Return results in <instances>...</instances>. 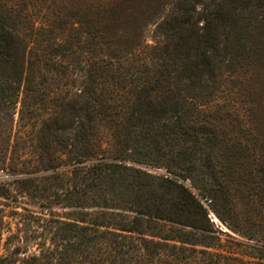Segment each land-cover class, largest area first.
<instances>
[{"label": "trees", "instance_id": "16d2710c", "mask_svg": "<svg viewBox=\"0 0 264 264\" xmlns=\"http://www.w3.org/2000/svg\"><path fill=\"white\" fill-rule=\"evenodd\" d=\"M82 1L56 26L72 0H0V264H264V150L247 141L264 129L219 124L209 97L264 43V0H175L143 59L106 35L119 3ZM202 198L253 241L226 249Z\"/></svg>", "mask_w": 264, "mask_h": 264}, {"label": "rangeland", "instance_id": "374dc122", "mask_svg": "<svg viewBox=\"0 0 264 264\" xmlns=\"http://www.w3.org/2000/svg\"><path fill=\"white\" fill-rule=\"evenodd\" d=\"M71 5L69 2L60 3L55 6V9L58 10L53 17V20L56 23V26H62L64 24L65 18L68 15H73L74 13H78L79 16H82L83 11V1L82 0H72ZM175 0H115V3H119L118 7H120L117 18L115 21L110 22L108 29L106 30V35L113 39L114 42L119 44L120 54L125 55L127 52L133 50L139 53H135V58H145L153 54L156 48L161 46L162 42L167 39L163 30L160 28V24L164 17L170 14V12H174L176 9L174 7ZM111 0H100L96 1V4L107 6L110 5ZM153 2H158L164 8H160L159 15H155L151 13V4ZM177 2V0H176ZM95 4V5H96ZM113 6V5H111ZM158 7V6H157ZM177 10H179L177 8ZM175 10V11H177ZM202 22L199 23L201 25ZM165 31V30H164ZM256 32L253 35V40L251 42H247L246 44V53L242 54L240 59V64L238 70L233 73V75L228 76V62L224 61V64L221 68L216 69L217 80L216 84H226L225 86H221L223 90L215 85L209 86L210 91H213L212 94H209L210 99L212 100V108L217 107L215 111H212L213 120L217 121L221 125L224 123H241L247 126H251V128H255L259 125V130L264 129L263 121H264V63L261 64V59L259 55H264V43L258 39V36H255ZM228 48H221L219 50L220 54L227 53ZM257 52L259 53L257 56ZM105 55V54H104ZM223 56V55H222ZM264 58V56H263ZM264 61V59H263ZM131 61H127V64ZM235 74V75H234ZM233 77L236 78V83L232 85ZM219 89V90H218ZM209 97H206L209 99ZM247 111V113H245ZM247 114V115H244ZM253 114H256L257 117L254 118L253 121L245 120L246 118H252ZM243 115V116H242ZM224 120L226 122H224ZM18 110L15 114V120L13 122V126L10 129V144L13 142L17 144V147L20 148L23 144L22 138H18L17 130H18ZM231 135H234L238 132H233L229 130ZM257 133V131H254ZM235 136V135H234ZM241 137V136H240ZM244 138L242 137V140ZM248 146L250 147L252 144L256 145L260 150H264V135L261 136H247ZM1 147V145H0ZM11 146L8 150L0 151V178L1 179H10L12 173L4 171L2 160L6 157L7 160L11 159L10 153ZM27 154L23 155L25 157ZM32 162L35 161V157H32ZM240 164V168L242 170V175L247 179L248 176L255 175L256 164L252 163L250 159H242ZM31 168L34 169L33 165ZM37 168V167H36ZM3 169V170H2ZM150 171L157 173H165L166 170L164 168H148ZM167 173V172H166ZM247 176V177H246ZM248 180V179H247ZM185 184L190 186V182L187 180ZM194 192L197 194V191L192 188ZM198 195V194H197ZM23 202L27 200V203L35 201L36 199L30 196H27V199H21ZM204 206L208 209V215L210 220L213 223L214 228L217 230V234L223 240V243L226 244V249L231 244V238L249 240L246 236L242 235L239 231L234 229L227 221L222 219L220 216L216 214V212L210 207L209 201L202 198ZM26 202V201H25ZM216 215L218 217H216Z\"/></svg>", "mask_w": 264, "mask_h": 264}, {"label": "water", "instance_id": "95a60500", "mask_svg": "<svg viewBox=\"0 0 264 264\" xmlns=\"http://www.w3.org/2000/svg\"><path fill=\"white\" fill-rule=\"evenodd\" d=\"M216 217H218V216L216 215Z\"/></svg>", "mask_w": 264, "mask_h": 264}]
</instances>
